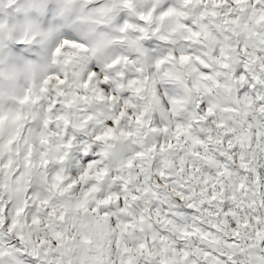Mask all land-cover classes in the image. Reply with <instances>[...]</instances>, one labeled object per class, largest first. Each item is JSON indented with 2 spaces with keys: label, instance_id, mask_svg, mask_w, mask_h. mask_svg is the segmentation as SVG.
I'll return each instance as SVG.
<instances>
[{
  "label": "clouds",
  "instance_id": "1",
  "mask_svg": "<svg viewBox=\"0 0 264 264\" xmlns=\"http://www.w3.org/2000/svg\"><path fill=\"white\" fill-rule=\"evenodd\" d=\"M0 264H264V0H0Z\"/></svg>",
  "mask_w": 264,
  "mask_h": 264
}]
</instances>
